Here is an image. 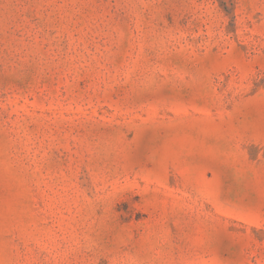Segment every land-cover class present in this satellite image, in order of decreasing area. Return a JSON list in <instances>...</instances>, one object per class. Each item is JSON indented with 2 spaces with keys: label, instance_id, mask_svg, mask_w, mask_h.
Wrapping results in <instances>:
<instances>
[{
  "label": "rangeland",
  "instance_id": "rangeland-1",
  "mask_svg": "<svg viewBox=\"0 0 264 264\" xmlns=\"http://www.w3.org/2000/svg\"><path fill=\"white\" fill-rule=\"evenodd\" d=\"M0 264H264V0H0Z\"/></svg>",
  "mask_w": 264,
  "mask_h": 264
}]
</instances>
